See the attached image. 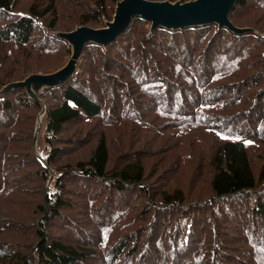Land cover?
Wrapping results in <instances>:
<instances>
[{"label": "trees", "instance_id": "obj_1", "mask_svg": "<svg viewBox=\"0 0 264 264\" xmlns=\"http://www.w3.org/2000/svg\"><path fill=\"white\" fill-rule=\"evenodd\" d=\"M118 1L0 0V89L62 66L71 45L55 32L104 27ZM230 19L254 31L138 35L136 17L88 43L79 72L40 94L37 151L42 104L20 87L0 99V264H264V0H239ZM144 128L179 139L173 163L145 145L113 153L112 129ZM206 133L215 152L180 183L182 139Z\"/></svg>", "mask_w": 264, "mask_h": 264}, {"label": "water", "instance_id": "obj_2", "mask_svg": "<svg viewBox=\"0 0 264 264\" xmlns=\"http://www.w3.org/2000/svg\"><path fill=\"white\" fill-rule=\"evenodd\" d=\"M239 0H120L118 1L113 19L106 21L104 27L77 26L71 31H57L55 34L68 41L72 54L61 68L49 73H32L23 80L12 81L0 89V99H3L10 89L25 88L31 98L42 104V110L37 117L35 131V150L38 147V137L47 113L46 102L40 97L41 92L48 87L62 84L76 73L83 51L88 43L108 46L126 32L134 18L142 17L150 22L151 29L163 27L173 30L192 26L215 23L236 33L254 31L251 27H239L230 19V13Z\"/></svg>", "mask_w": 264, "mask_h": 264}, {"label": "rangeland", "instance_id": "obj_3", "mask_svg": "<svg viewBox=\"0 0 264 264\" xmlns=\"http://www.w3.org/2000/svg\"><path fill=\"white\" fill-rule=\"evenodd\" d=\"M254 11H255V13H254ZM241 13L244 16L243 17L244 20L249 19V18H256V16H259V11L257 9H254V8H251L248 11L241 12ZM105 24H106V22H105ZM244 27H252V26H244ZM150 30H151V23L149 21H145V22L140 21V23H135V25H134V33L136 32V34H138V35H139V33H141V34L148 33ZM59 31H66V30H59ZM141 34H140V36H141ZM70 56L63 57L65 61H64V64L62 66H64L67 63ZM81 61L82 60H80V62ZM242 64H247V63H242ZM79 65L80 64H78V68H79ZM62 66H60L59 68H61ZM59 68H57V69H59ZM78 68H77L76 72H79ZM57 69H55V70H57ZM55 70H53V71H55ZM53 71H51V72H53ZM151 119L153 120V117H151ZM36 126H37V120H36ZM73 128L76 129V127H73ZM78 129L79 130H86L87 128L83 127V128H78ZM157 132H158V130L144 128L143 131L141 132L140 136L137 137L134 135H130L128 133H124L123 130H121V129H112L110 132L111 136L114 138H119V140H120L119 142L116 141V139H115V141H113V149H114L113 153L116 155L120 150H125L128 148H136V147H140L142 145H145L148 148L155 149V154H157V156L155 158H163L164 160H166L167 163H173L174 162V160H173V158H174V142H178L179 139L174 138L173 140H170V142H165L164 139H162L161 137H156ZM163 133L166 134L167 132H163ZM171 133H172V135H175L172 130H171ZM193 136H194V134H192L188 137H184L182 139L185 142L184 144L179 142L180 146H181V150L185 151V152L188 150L186 155H191V158H189L187 161L188 167L186 169V173L185 174H178V178H180V183H181V179H182L184 181L185 185L188 184V180H189L190 176H194V177L202 176L199 174V172H196V171H200L202 169V166H203L201 163L197 164V161H199L200 158H207V159L211 158L210 153L211 152L213 153L216 150V146L213 142L214 139H212L211 135L206 133L205 135H201V136H196V137H193ZM164 137H168V136H164ZM194 140H197V143L193 142ZM166 143H172V145H171L172 147L170 150L166 151L163 149V147L165 146ZM37 150H38V147H37ZM261 151L262 150H259L258 152L261 153ZM115 155L113 156V160L116 157ZM186 155H181V156L184 157ZM262 156H261V158H262ZM258 160L260 161L259 158H258ZM52 172L54 173V171H52ZM172 183H174V181ZM90 228L95 229L96 226L94 224H91ZM122 232H123V230L119 229L114 235L115 239L122 236L121 235ZM61 233L67 234L71 240L75 239L74 234L72 232L69 233L65 228L61 229Z\"/></svg>", "mask_w": 264, "mask_h": 264}]
</instances>
